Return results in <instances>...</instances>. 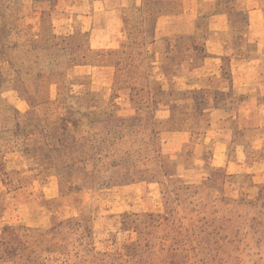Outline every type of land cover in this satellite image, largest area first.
<instances>
[{"label": "rangeland", "instance_id": "374dc122", "mask_svg": "<svg viewBox=\"0 0 264 264\" xmlns=\"http://www.w3.org/2000/svg\"><path fill=\"white\" fill-rule=\"evenodd\" d=\"M33 1L0 0V264H264V28L225 95L153 62L161 0Z\"/></svg>", "mask_w": 264, "mask_h": 264}, {"label": "crops", "instance_id": "0c3cea01", "mask_svg": "<svg viewBox=\"0 0 264 264\" xmlns=\"http://www.w3.org/2000/svg\"><path fill=\"white\" fill-rule=\"evenodd\" d=\"M161 1V5H170L171 8L169 10H161L156 18L153 38L149 40V44L153 49V62L157 63L159 61L158 53L162 55V51L170 57L171 61L172 59L177 60L175 69L177 72L181 71L183 73L180 78L188 88L193 89L196 87L200 89L207 87L213 90L214 93L220 92L226 95L231 89L246 87L247 83L242 78V71H246L247 68L245 66H248V60L245 58L249 54L247 44L248 41H251V44H255L256 41L263 39L264 0ZM172 1L173 5L171 4ZM126 2L127 0H101V5L105 11L111 13L121 12L122 7L127 5L126 8L131 9V11H139V8L134 4H126ZM45 3L44 0H34L32 8L37 10L44 9ZM49 5H52V2L48 0ZM232 10L233 12H231ZM39 13L40 11H36L37 18L34 21L23 18L22 22L40 24ZM236 14L242 15L241 18L236 17ZM79 18H82V16H74V19L69 21L71 24H69L74 25L77 20H81ZM200 34L205 37V50H203L202 55H199V62L193 64V60H195L197 55V43L191 42V45L184 47L178 46L177 41L182 39H191L193 41L196 35L199 36ZM166 39L176 45L170 43L171 45L166 44L163 48L158 46V41ZM232 40L235 43L231 44ZM180 48H183V51ZM259 52L257 51L255 54L258 55ZM227 56L230 59L228 65H224ZM161 63L162 61H160L159 65L161 70H163V67L167 66V62ZM202 76L205 81H208L206 85H198L196 83L197 78ZM8 96L12 99V102L8 101ZM242 96L239 94L237 98ZM253 101L254 99L251 97H243L242 103L247 105L246 110L243 111L245 114L248 113L249 104L252 105ZM217 102L218 99H210L209 110L210 114L218 119L216 122H219L220 119H224L228 114ZM12 104H15L13 89L11 83L4 79L0 84V131H12L15 128L7 124V120H10L8 119V111ZM237 130L258 131L259 129L258 125H251L250 127L240 126Z\"/></svg>", "mask_w": 264, "mask_h": 264}]
</instances>
